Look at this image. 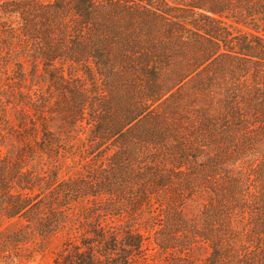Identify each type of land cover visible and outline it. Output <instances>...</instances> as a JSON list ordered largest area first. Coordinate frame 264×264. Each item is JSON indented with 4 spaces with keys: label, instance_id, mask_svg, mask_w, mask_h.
Here are the masks:
<instances>
[{
    "label": "trees",
    "instance_id": "16d2710c",
    "mask_svg": "<svg viewBox=\"0 0 264 264\" xmlns=\"http://www.w3.org/2000/svg\"><path fill=\"white\" fill-rule=\"evenodd\" d=\"M0 241L264 264V0H0Z\"/></svg>",
    "mask_w": 264,
    "mask_h": 264
},
{
    "label": "rangeland",
    "instance_id": "374dc122",
    "mask_svg": "<svg viewBox=\"0 0 264 264\" xmlns=\"http://www.w3.org/2000/svg\"><path fill=\"white\" fill-rule=\"evenodd\" d=\"M85 137L84 133H79L77 140H83ZM77 158V157H76ZM20 220L13 219L7 220L4 227L5 230H14L20 225ZM54 246L55 244L49 243L42 251L36 252L33 249L29 248L27 250L18 251V249L13 245L5 247L0 241V264H7L6 261H10L16 264H53L54 261ZM149 254L156 256V260L162 262L163 257L159 255V252L154 250H149ZM6 255L9 256V259L6 258ZM35 255V257H34Z\"/></svg>",
    "mask_w": 264,
    "mask_h": 264
}]
</instances>
